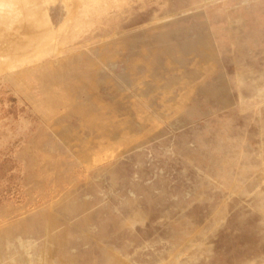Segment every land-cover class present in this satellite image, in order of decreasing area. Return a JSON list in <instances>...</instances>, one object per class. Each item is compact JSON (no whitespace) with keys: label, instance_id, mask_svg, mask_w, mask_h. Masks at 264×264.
<instances>
[{"label":"rangeland","instance_id":"rangeland-1","mask_svg":"<svg viewBox=\"0 0 264 264\" xmlns=\"http://www.w3.org/2000/svg\"><path fill=\"white\" fill-rule=\"evenodd\" d=\"M35 1L40 41H0V264H264V0Z\"/></svg>","mask_w":264,"mask_h":264},{"label":"bare ground","instance_id":"bare-ground-1","mask_svg":"<svg viewBox=\"0 0 264 264\" xmlns=\"http://www.w3.org/2000/svg\"><path fill=\"white\" fill-rule=\"evenodd\" d=\"M22 1H25V0H0V41L3 42L5 40L3 37L6 36V33H7L6 31H8L11 28V26L14 25L13 26L14 29H12L14 30V33L16 34L15 31H17V34L18 32L19 34H21L22 32L23 33L22 37L23 38L25 37L24 39H28L27 40L28 42L25 41L24 39H23L24 41L22 42V40L19 37L20 36L19 34L18 36L17 34L15 35V34H12L13 32L12 33L10 32L9 37H8L10 40V47L18 44L17 45L18 48L19 47L22 48L23 44L25 43L26 44L25 48L26 47L32 48V44L38 43L40 41V38L38 39L35 36H33L35 35V33H38V32H36V29L34 28V26H32V24L30 23L28 24V22L24 21L23 19L25 15H28V14L32 15L30 14L31 12V7L29 6L30 3L27 4V1L34 3L35 0L33 2L31 0H26L25 1L26 3H23ZM35 2H37V0ZM12 30H9V31H12ZM43 32L45 34L47 33V31H43ZM39 34H40V37H42L41 33ZM16 36L18 37L16 38Z\"/></svg>","mask_w":264,"mask_h":264}]
</instances>
